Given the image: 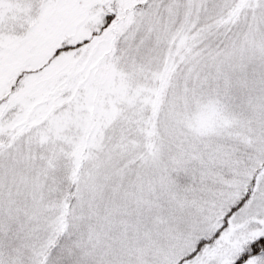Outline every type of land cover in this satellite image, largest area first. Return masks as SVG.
I'll use <instances>...</instances> for the list:
<instances>
[{
  "label": "snow or ice",
  "instance_id": "snow-or-ice-1",
  "mask_svg": "<svg viewBox=\"0 0 264 264\" xmlns=\"http://www.w3.org/2000/svg\"><path fill=\"white\" fill-rule=\"evenodd\" d=\"M0 264H264V0H0Z\"/></svg>",
  "mask_w": 264,
  "mask_h": 264
}]
</instances>
